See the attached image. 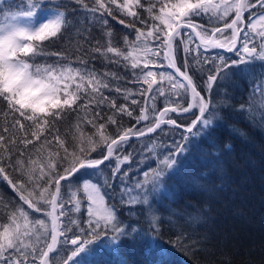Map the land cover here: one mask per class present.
Listing matches in <instances>:
<instances>
[{
	"label": "trees",
	"instance_id": "trees-1",
	"mask_svg": "<svg viewBox=\"0 0 264 264\" xmlns=\"http://www.w3.org/2000/svg\"><path fill=\"white\" fill-rule=\"evenodd\" d=\"M123 1L125 0H117L116 4H112L110 0H106L108 7L113 10L114 18L106 12L101 15L100 12L89 11L95 5V0H50V6L59 5V10L66 13L67 19L62 34L43 44L47 52L63 53V57H36L40 64L59 61L76 68L93 69L111 86L101 88V92L109 97L107 101L98 106L93 100L87 107L82 106L75 111L65 108L62 111L63 119H55L51 128L48 125L42 128L33 126L25 133L20 125L13 127L14 119L22 120L19 113H11L6 103L0 100V136L4 137L0 143L13 149V157L22 159L26 168L34 170L36 179L31 182V188L37 198L41 191L40 185L43 184L41 168L65 156V150L57 142V136L67 145L68 159L64 161L67 166L72 159V153L75 151L79 154L81 147L88 149L90 158H101L99 153L104 152L106 144L118 131L115 124L106 123L109 116L115 115L121 131L133 126L137 130H143L154 122L152 118L137 125L135 119L126 114L121 115L111 107L113 101L117 106L127 104L134 110L135 116L140 114L141 108H147L150 117L152 116L151 101H146L140 94L141 87L147 89V85L138 81L134 75V72H140L143 61L147 58L143 47H135L137 43H144L143 39L136 41L135 28L144 29L145 25L120 8L119 2ZM20 2L15 0V7L20 6ZM172 2L174 0H131L130 12H137L151 25L154 21L148 14V7L153 6L158 14L159 6ZM15 7L12 10H17ZM206 18L207 21L204 16L203 19L194 17L193 21L208 28L209 32L213 25L223 24V21H209V17ZM134 20L135 27H125L126 23ZM155 23L159 24L158 21ZM150 43L151 41L149 45ZM176 43L179 45L178 65L183 68L181 54L184 49L179 44V38ZM196 44L194 40L191 47L195 48ZM110 45L116 51L108 52ZM96 48L103 49V54L94 51ZM117 52L125 55L131 52V56L125 60L124 55H117ZM159 59L163 60V52ZM81 60L85 63H81ZM134 60L139 64L135 70L131 68ZM149 67H152L151 63ZM233 67L232 65L221 71L212 85L216 92L210 95V109H216L217 114L209 127L197 132V125L193 129L197 134L193 135L174 125L161 124L155 132L129 139L121 146L118 153L121 158L124 155L131 157L130 161L122 165V173H127L126 176H112L115 156L100 166L103 172H98L91 182L96 184L106 202L115 210L118 227L122 231H108V236L115 232L118 237L115 248H106V237H96L88 246L90 251L84 257L85 264H264V107H261V102H264V88L259 83L252 82L253 76L248 77V74L257 69V79L261 75L263 64L260 63L258 67L249 66L243 71ZM167 70L171 72L168 68ZM157 71H162V68L157 66ZM192 71L199 90L204 94L208 71L201 72L193 68ZM155 79L159 82L155 86H163L166 90L170 85L158 75ZM125 89L128 90L127 93ZM84 90L96 99H102L100 93L92 92L87 79L82 81L80 95L84 94ZM125 95L135 98L139 105L132 104L130 99L126 100ZM169 97L171 100L178 99L172 93ZM186 102L187 96L180 99L181 104ZM77 103L83 105L84 101L79 100ZM167 103L163 97H158L159 109ZM97 111L101 116L94 115ZM170 115L181 125H187L191 119V115L186 114ZM92 121H95V126ZM23 123L27 128L31 122ZM101 123L106 124L105 129L99 127ZM33 132L39 139L33 136ZM26 137L32 139V144L25 145L20 142ZM13 140L17 143L13 144ZM89 141L97 142L95 151ZM158 143H164L173 150L178 144H183L186 150L177 157L179 163L171 171L165 169V175L155 181L154 187L152 183L145 181L152 178L150 169L156 167L155 147ZM21 151L25 153L23 157L20 156ZM57 152L59 156L56 155ZM140 152L145 153V156L143 154L141 158ZM7 155L0 148L6 170L15 179L18 173L7 168ZM60 170L62 172L63 167ZM144 172H149V177L146 178ZM142 176L144 187L138 188V184H143ZM122 177L125 184L120 181ZM62 184L67 186L68 183ZM80 186L81 182L77 187L82 208L76 220L87 230V199ZM64 189L63 186L61 192L67 200ZM17 202L23 204L33 220L39 218L49 223L47 216L34 212L20 201L19 195L0 176V216L6 220L10 206ZM65 207L68 209L67 203ZM148 212L151 213V221L148 219ZM62 219L68 221L74 217L68 211ZM71 227L76 235H81L76 225ZM68 235L71 236L72 233L69 232ZM49 256L52 257L50 264H74L79 258L73 257L70 260V253L67 255L61 252V244Z\"/></svg>",
	"mask_w": 264,
	"mask_h": 264
},
{
	"label": "snow or ice",
	"instance_id": "snow-or-ice-1",
	"mask_svg": "<svg viewBox=\"0 0 264 264\" xmlns=\"http://www.w3.org/2000/svg\"><path fill=\"white\" fill-rule=\"evenodd\" d=\"M116 2L117 0H110L112 4H116ZM257 3L260 7H264V0H256V2H252V0H220V2L217 0H174L172 3L159 6L158 14L154 11L153 6L148 7V14L154 21L151 25L137 12H129L128 15L135 17L136 20L145 25L144 29L135 28L136 41L139 42L141 39L144 41L143 45L137 43L135 47H143L147 58L144 59L143 68L140 72H134V75L138 81L147 85V89L141 87L140 94L145 97L146 101H151L152 116L150 117L147 108H141L140 114L135 116L134 110L130 109L127 104L117 106L113 101L111 107L121 115L126 114L135 119L137 125L141 121H149L154 118V125L150 124L146 129L149 133L160 128L161 124L183 128L186 133L193 135L195 134L193 129L197 125H202L204 128L209 127L213 123L215 114L210 110V101L201 94L198 88L191 63L186 58L183 68L178 65L179 45L176 43L177 38H179L180 44L185 45L184 51L187 57L193 52L191 47V44L194 43L192 33L194 32L196 37H199L200 43L195 46L196 65L200 66L201 72L208 71L205 84L210 90L223 69L240 63H248L253 54L257 53L255 45L249 46V36L241 28L245 10L256 7ZM138 6L142 5L138 4ZM122 7H129L127 0ZM59 8V5L50 6V0H26V5L24 0H21L20 6L15 11L12 10L11 5L7 10L0 7V16H3V19H0V100L6 103L11 113H19L22 120L14 119L13 127L18 124L25 133L33 126L42 128L44 125H48L51 128L55 119H63L62 111L65 108L75 111L76 108L87 107L93 100L99 106L103 101L109 99L107 95L101 92V88H110L111 86L105 83L93 69L76 68L61 64L59 61L56 63L45 62L44 64L37 62L36 57L40 55L63 57V53L47 52L43 44V42L62 34L65 28L66 13L58 10ZM89 11L100 12L101 15L106 12L115 18L113 10L108 7L106 0H95V5ZM231 13H234V17L231 22H228L227 18ZM205 15L209 17V21L213 19L223 21V27L213 25L210 33L208 28L194 23V17L203 19ZM254 19H256L254 15L249 16V20ZM259 19L264 20V15L260 16ZM155 21H158L159 24ZM104 22L107 23L106 20ZM120 22L125 23L124 21ZM159 25H163V27ZM125 27H135V20L126 23ZM228 29L231 30L230 36L226 34ZM219 37H223V39L221 40ZM241 40L243 42L238 47L237 45ZM149 41L152 42L151 50H149ZM201 46L204 48L203 52H201ZM217 48L228 52L234 51L239 56V60L231 61L229 64L227 59L220 55L218 57L220 63L217 64L214 61L212 63V67L215 68L214 72L205 69L203 65L209 63L207 51ZM94 51L103 54L101 48H96ZM107 51L114 52L116 49L110 45ZM161 52H163V60L159 59ZM257 54L259 58L264 59V42H262L261 50ZM117 55H124V59L127 60L131 56V52L127 55L117 52ZM153 55L157 59L152 60L150 57ZM201 56L204 57L203 61L200 60ZM164 61L167 62L166 68ZM81 63L85 62L81 60ZM150 63L152 67H149ZM157 66L165 70L157 71ZM138 67V62L134 60L131 68L135 70ZM167 68L172 69V72H168ZM145 69L147 71H144ZM157 75L161 80L166 79L171 82L172 88L175 90L172 95L178 99L171 100L163 86L154 87L157 84L155 79ZM85 79L89 81L92 92L100 93L102 99H96L86 90H84L83 95H80L82 81ZM117 90L119 91V89ZM124 91L128 92L127 89ZM188 95H190L191 101L186 102L187 106H183L180 99ZM158 97H163L168 101L162 109L157 107ZM125 99H130L132 104L139 105V101L130 95H125ZM79 100L84 101V104H78L77 101ZM261 107H264V102H261ZM194 108L198 109V113L192 111ZM181 112H191L195 116L191 125H181L170 115V113ZM94 115L99 117L101 113L97 111ZM23 121L31 123L26 128ZM92 123L95 126V121ZM106 123L115 124L118 131L116 135L111 137V142L106 144L107 153H99L101 158H90L88 149L81 147L80 153L76 154L74 151L71 161L65 166L64 161L68 159L67 145L59 136L56 137L57 142L65 150V156L41 168L43 184L40 185L41 191L38 198L33 195L31 188V182L36 179L34 170L26 168L22 159L13 157V149L8 148L4 143H0V148L8 153L7 168L18 173L17 177L13 179L6 170L4 157L0 156V176L19 195L20 201L27 204L28 208L34 212L43 213L50 220V225L44 219L36 218L33 220L23 204L17 202L19 206L17 204L11 205L7 219L5 220L3 216H0V264H37V262L38 264H50L52 257L49 254L57 251L58 245L68 242L74 246L71 249L69 259L79 257L74 261V264H85L84 257L90 251L88 246L93 243L96 237L106 234L108 231L117 233L122 231L118 227L115 210L102 207L104 198L96 184L91 180L98 172H103V168L100 166L104 165L106 161H110L114 156L116 163L113 167L112 176L115 177L118 174L126 176L127 173H122V165L130 161L131 157L124 155L121 158L118 154L120 148L132 135L142 136L145 132L137 130L136 126L121 131V125L115 115L109 116ZM99 127L105 129L106 124L101 123ZM33 136L39 139L35 132H33ZM187 139L186 136L185 140ZM3 140L4 137L0 136V142ZM20 142L28 145L32 144V139L26 137ZM12 143L15 144L17 141L13 140ZM46 143H50V141H46ZM89 143L93 145L92 150L95 151L97 142L89 141ZM185 150L183 144H178L175 151L168 152L162 159L157 154L156 167L150 169L153 173L152 178L146 180L145 183H152L155 187V181L165 175V169L171 171L179 163L177 157ZM24 155L25 153L21 151L20 156L23 157ZM56 155L59 156V152ZM61 167H63L62 172ZM88 169L94 171L90 172ZM143 175L147 178L149 172H144ZM81 181H83V191L88 200L87 230L75 219L68 221L62 219L69 211L65 207L66 203H72L74 211L81 210L82 204L80 200L76 199V192L79 191L77 185ZM62 182H67L73 186L74 190H70L72 197L70 201H66L62 195L61 189L64 186ZM105 182L107 183V178H105ZM137 186L143 188L144 184ZM25 192H28L27 196ZM94 205L95 207H93ZM93 216L95 219H92ZM71 225H76L80 229L81 235H76ZM69 232L72 233L71 236L68 235ZM49 236L50 242L48 241ZM61 237H63L62 240ZM29 249L31 250L29 251Z\"/></svg>",
	"mask_w": 264,
	"mask_h": 264
},
{
	"label": "rangeland",
	"instance_id": "rangeland-1",
	"mask_svg": "<svg viewBox=\"0 0 264 264\" xmlns=\"http://www.w3.org/2000/svg\"><path fill=\"white\" fill-rule=\"evenodd\" d=\"M20 1H21V0H20ZM130 2H131V0L128 1L129 7H127V8L122 7V6L125 4V1H123V2H119V5L121 4L120 8L123 9V10H125L126 12H130ZM217 2H220V0H217ZM252 2H256V0H252ZM24 3H25V5H26V1H25V0H24ZM10 5L12 6V8L15 7L13 0H0V7H2L3 10H7V9L9 8ZM16 7L18 8L19 6H16ZM16 7H15V8H16ZM58 10H59V9H58ZM60 10H61V9H60ZM14 11H15V10H14ZM250 15H254V16L256 17V19H254V20H249V16H250ZM262 15H264V7H260V6L258 5V3H257V6H256V7H253V8H251V9H246L245 12H244V20H243V22L245 23V26L242 24V28H243V26H244L243 29H245L246 31H249V30H256L257 32H261V33L264 34V20L259 19V17L262 16ZM229 16H230V17L228 18V22H229V20L234 16V13H231ZM204 17H205V20L207 21V20H208V19L206 18L207 16L205 15ZM0 19H3V16H0ZM243 22H242V23H243ZM226 34L230 36V34H231V30H230V29L226 30ZM217 35L219 36V34H217ZM261 37H262V35H261ZM257 42H258V39H257ZM262 42H264V35H263V37H262L261 44H262ZM195 43H196V42H195ZM179 44H180V43H179ZM191 45H192V44H191ZM180 46H182L183 49L185 48V45H183V44H180ZM151 47H152V42H151L150 45H149V50H151ZM203 51H204V50L201 49V52H203ZM181 53H182V52H181ZM181 55H182L181 61H182L183 64H185V59H186V58H187L188 61L190 60V55H189V56L187 55V57H186V55H185V51H184V53H182ZM207 55H208V57H209V63L203 65V67H204L205 69H210V70H213V71H215V68L212 67V63H213V61H214L215 63L219 64L220 61H219L218 57H219L220 55H223V56L226 58V55H224V54H215V53H213V52H207ZM151 58H153L154 60L157 59V57H156L155 55L151 56ZM192 59H193V62L191 61L192 66H193V63H194L193 69H197V70H199L200 66H199V65H196V53H195V48H193ZM203 59H204V57L201 56V57H200V60L203 61ZM227 59H228V58H227ZM227 61L229 62V64H231V60H230V59H228ZM260 63L263 64V67L261 68V69H262V70H261V75L258 76L259 78L257 77V79H255V76H256V74H257V69H255L254 73L248 74V77L253 76V81H252V82H253V83H259L260 86H261L262 88H264V59L259 58L258 54H253V57L251 58L250 62H248V63H240V65H239V64H238V65H234L233 68H235V69L238 70V71H243V70H245V68H247V67H249V66H255V67H258ZM164 64H165V62H164ZM165 65H166V64H165ZM165 67H166V66H165ZM163 69H164V68H162V70H163ZM164 70H165V69H164ZM166 70H167V69H166ZM167 71H168V70H167ZM223 71H224V69L222 70V72H223ZM230 71H231V69H230ZM252 72H253V71H252ZM255 73H256V74H255ZM207 77H208V76H207ZM207 77L205 78V81L207 80ZM194 79L197 80V79L195 78V75H194ZM165 80H166V79H165ZM200 80H202V78H201ZM202 81H203V80H202ZM166 82H167L168 84H170V85H168V87H167V89H166V92H167L169 95H171V93H173L175 90L172 88V84H171L170 81L166 80ZM158 83H159V82L157 81V85H158ZM157 85H156V86L154 85V87H158ZM212 85H213V84H212ZM159 86H160V85H159ZM204 87H205L206 91L204 92V94H203V93H201V94H202L207 100H209L210 95H211L212 93H215V92H216V88H215V89H212V87H211V89L209 90V88L206 86V84H204ZM254 89L256 90L257 88L254 87ZM183 106H186V104H184ZM210 110H211L214 114H217L216 109H210ZM192 111L198 113V109H197V108L192 109ZM184 114H186V115H191L190 122L187 124V125H191V124H192V121H193L194 118H195V116H193V115L191 114V112H189V113H184ZM184 114H182V115H184ZM153 123H154V122H153ZM153 123H152V124H153ZM202 129H204V127H203L202 125H198L197 132H202ZM197 132H194V133L197 134ZM155 149H156V153L160 155V158H161V159H162L165 155H167L168 152H170V151H175V150H176V149L173 150L171 147H169L168 145H166V144H164V143H160V144L158 143V144L156 145ZM143 154H144V156H145V153H143V152H140V153H139V155H140L141 158L143 157ZM150 158H152V156H151ZM151 174H152V173H151ZM120 181H121V183L125 184V180H124L123 177L120 179ZM142 182H143V184H144L143 176H142V178H141V183H142ZM159 184H160V183H159ZM158 186H159V185H158ZM64 188H65L64 191H66V193H65V194H66V199H67L66 201H70V200L72 199V197H71V193H70V190H74V189H73V186H71V185H69V184H67V186H66V185L64 184ZM80 188H81L82 191H83V181H81V186H80ZM97 188H98V187H97ZM124 188L126 189V185H124ZM81 189H80V190H81ZM98 189H99V188H98ZM157 189H158V187H157ZM83 192H84V191H83ZM83 194H84V196H85L86 199H87V195H86L85 193H83ZM100 194H101V196L104 198V199H103L102 207H103V208H106V209H113V208L109 205V203L106 202V200H105V196L101 193V191H100ZM79 198H80V197H79V195H78V192H76V199L80 200ZM87 206H88V200H87V204H86V212H87ZM67 207H68L69 212L72 213L74 219L76 220L77 215L79 214L80 211H74V210H73V204H72V203H67ZM93 207H95V205H94ZM87 215H88V212H87ZM147 215H148V219L151 221V213L148 212ZM92 219H95V217L93 216ZM153 219H154V218H153ZM88 220H89V216L86 218L85 222H87ZM77 222L79 223V221H77ZM49 223H50V220H49ZM108 234H109V233L107 232L106 234H102V235H101L102 237H106V238H107V239H106V242H105L106 248H115V247L117 246V244H118V237L115 235V234H116L115 232H114L112 235H110V236H108ZM99 237H100V236H99ZM48 241H50V239H49ZM73 247H74V246H72L71 244H70V245H67V243H65V244L63 243V244H61V252H62L63 254L67 253V255H68L69 253L71 254V249H72Z\"/></svg>",
	"mask_w": 264,
	"mask_h": 264
},
{
	"label": "flooded vegetation",
	"instance_id": "flooded-vegetation-1",
	"mask_svg": "<svg viewBox=\"0 0 264 264\" xmlns=\"http://www.w3.org/2000/svg\"><path fill=\"white\" fill-rule=\"evenodd\" d=\"M243 25L245 26V23L243 22ZM244 26H243V28H244ZM242 28V29H243ZM244 31L245 32H247V34H248V36H249V41H250V44H249V46L251 47L252 45H255V47L257 48V53L261 50V40H262V37H263V33H261V32H257L256 30H249V31H246L245 29H244ZM261 35H262V37H261ZM194 38V37H193ZM221 40L223 39V37H219ZM257 39H258V42H257ZM195 40V39H194ZM196 42V41H195ZM242 40L238 43V47L240 46V44H242ZM197 43V42H196ZM198 44V43H197ZM201 49H203L204 50V48H203V46H201ZM219 51V52H218ZM207 52H213V53H215V54H224V55H226V59L228 58V59H230L231 61H234V60H236V61H238L239 60V56L238 55H236L235 54V52L233 51V52H228V51H225V50H221V49H209ZM257 53H254V54H257ZM190 55V60H189V62L191 63V60H192V54H189ZM188 55V56H189ZM241 55H244V53H241ZM177 56H178V52H177ZM227 59V60H228ZM165 62V64H167V62L166 61H164ZM191 65H192V63H191ZM240 65V64H239ZM234 66V65H233ZM226 69H228V68H226Z\"/></svg>",
	"mask_w": 264,
	"mask_h": 264
},
{
	"label": "water",
	"instance_id": "water-1",
	"mask_svg": "<svg viewBox=\"0 0 264 264\" xmlns=\"http://www.w3.org/2000/svg\"><path fill=\"white\" fill-rule=\"evenodd\" d=\"M234 17V16H233ZM232 17V18H233ZM231 18V19H232ZM229 22H231V20L229 21ZM242 24L243 23H241V28H242ZM219 27H223V25L222 26H219ZM188 30H190L191 31V29H188ZM193 34V37H194V39L198 42V43H200V40H199V37H196V35H195V33L193 32L192 33ZM218 49H220V48H218ZM221 50H224V49H221ZM226 51V50H225ZM170 69V68H169ZM171 71H172V69H170ZM191 101V97H190V95H188L187 96V102H190ZM186 106H187V103H186ZM163 107H161L160 109H162ZM174 114H184V113H174ZM154 123H155V121H154ZM154 123L152 124V125H154ZM147 129V128H146ZM146 129H144V130H142V131H144L145 132V134L144 135H142V136H146V135H149V134H151V133H153V132H155V131H153V132H151V133H149V132H147L146 131ZM142 136H138V135H132L131 137H130V139H133V138H138V137H142ZM111 141H109L108 143H110ZM107 153V147L105 146V151H104V154H106ZM54 190V189H53ZM50 242V241H49ZM69 244H71L70 242H68ZM46 250V249H45ZM51 254V253H50ZM49 254V255H50Z\"/></svg>",
	"mask_w": 264,
	"mask_h": 264
}]
</instances>
